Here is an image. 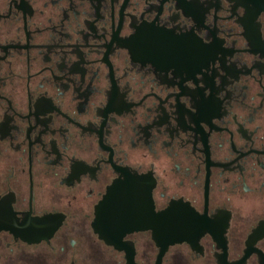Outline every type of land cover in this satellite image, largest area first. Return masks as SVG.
<instances>
[{
  "label": "flooded vegetation",
  "instance_id": "obj_1",
  "mask_svg": "<svg viewBox=\"0 0 264 264\" xmlns=\"http://www.w3.org/2000/svg\"><path fill=\"white\" fill-rule=\"evenodd\" d=\"M127 173L193 234L99 238ZM0 223V264H264V0H0Z\"/></svg>",
  "mask_w": 264,
  "mask_h": 264
},
{
  "label": "water",
  "instance_id": "obj_2",
  "mask_svg": "<svg viewBox=\"0 0 264 264\" xmlns=\"http://www.w3.org/2000/svg\"><path fill=\"white\" fill-rule=\"evenodd\" d=\"M181 223V219L174 218L170 210L154 212L147 179L127 173L113 181L96 205L92 227L99 238L117 248L126 232L151 229L154 241L165 248L169 243L181 241L186 232L193 234L194 229L184 228ZM10 226L9 223H0L2 228L11 229ZM12 230L22 232L20 228ZM126 259V264H135L131 255Z\"/></svg>",
  "mask_w": 264,
  "mask_h": 264
}]
</instances>
